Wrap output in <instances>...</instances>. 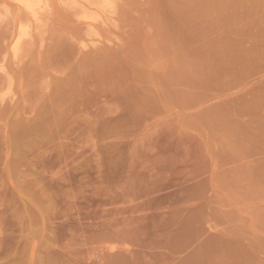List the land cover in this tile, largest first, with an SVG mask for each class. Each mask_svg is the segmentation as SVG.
<instances>
[{"label":"rangeland","instance_id":"rangeland-1","mask_svg":"<svg viewBox=\"0 0 264 264\" xmlns=\"http://www.w3.org/2000/svg\"><path fill=\"white\" fill-rule=\"evenodd\" d=\"M39 4L0 0V264H264V0Z\"/></svg>","mask_w":264,"mask_h":264},{"label":"bare ground","instance_id":"bare-ground-1","mask_svg":"<svg viewBox=\"0 0 264 264\" xmlns=\"http://www.w3.org/2000/svg\"><path fill=\"white\" fill-rule=\"evenodd\" d=\"M24 1H25V3H26V5H27L28 8H30V9H34L32 12L35 14V16H37V15H36V12H37V11H36V9H35V6H37V5L39 6V5H40V4H39V3H40V0H24ZM43 6H44V5H43ZM38 8H39V7H38ZM40 8H41V5H40ZM42 9H43V8H42ZM38 13H39V12H38ZM94 14H95V13H94ZM96 15H97V14H96ZM99 16H100V14H99ZM103 18H104V16H103ZM103 18H102V19H103ZM99 20H101V19L99 18ZM104 20H106V19L104 18ZM89 21H90V20H89ZM99 22H100V21H99ZM90 23H91V22H89V24H90ZM96 23H97V22H96ZM96 23H95V24H96ZM101 23H102V20H101ZM101 23H100V24H101ZM93 24H94V23H93ZM95 24H94V25H95ZM90 25H91V24H90ZM93 39H94V38H92V40H93ZM92 40H91V41H92Z\"/></svg>","mask_w":264,"mask_h":264}]
</instances>
